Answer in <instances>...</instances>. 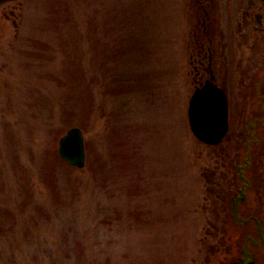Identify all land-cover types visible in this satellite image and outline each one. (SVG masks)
Masks as SVG:
<instances>
[{"label": "rangeland", "instance_id": "374dc122", "mask_svg": "<svg viewBox=\"0 0 264 264\" xmlns=\"http://www.w3.org/2000/svg\"><path fill=\"white\" fill-rule=\"evenodd\" d=\"M193 4L0 6V264H230L239 255L246 230L228 206L239 158L225 141H198L188 123L199 86ZM232 83L236 93L233 74ZM71 127L83 133L81 169L57 152Z\"/></svg>", "mask_w": 264, "mask_h": 264}, {"label": "flooded vegetation", "instance_id": "af4514ba", "mask_svg": "<svg viewBox=\"0 0 264 264\" xmlns=\"http://www.w3.org/2000/svg\"><path fill=\"white\" fill-rule=\"evenodd\" d=\"M193 1L197 22L191 28L190 58L195 82L218 85L230 101L232 135L225 146L231 144L239 158L230 202L231 208L237 202L238 215L231 221L242 233L246 230L235 260L264 264V254L254 252L264 243V0ZM232 74L236 93L233 83L232 90L228 87Z\"/></svg>", "mask_w": 264, "mask_h": 264}, {"label": "water", "instance_id": "95a60500", "mask_svg": "<svg viewBox=\"0 0 264 264\" xmlns=\"http://www.w3.org/2000/svg\"><path fill=\"white\" fill-rule=\"evenodd\" d=\"M6 1L0 0V4ZM189 123L200 140L210 144L220 141L227 129V107L223 91L210 85L197 90L189 104ZM59 154L71 165H84L83 136L79 128H71L59 140Z\"/></svg>", "mask_w": 264, "mask_h": 264}]
</instances>
